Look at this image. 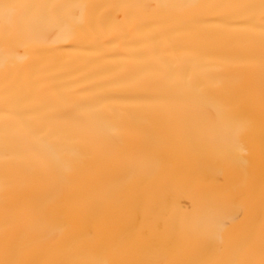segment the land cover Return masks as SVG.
I'll list each match as a JSON object with an SVG mask.
<instances>
[{
    "label": "bare ground",
    "instance_id": "obj_1",
    "mask_svg": "<svg viewBox=\"0 0 264 264\" xmlns=\"http://www.w3.org/2000/svg\"><path fill=\"white\" fill-rule=\"evenodd\" d=\"M3 4L0 264L264 259L262 0Z\"/></svg>",
    "mask_w": 264,
    "mask_h": 264
},
{
    "label": "snow or ice",
    "instance_id": "obj_2",
    "mask_svg": "<svg viewBox=\"0 0 264 264\" xmlns=\"http://www.w3.org/2000/svg\"><path fill=\"white\" fill-rule=\"evenodd\" d=\"M262 5H264V0H262ZM213 5H199V4H190V5H171V7H190V8H207V7H212ZM51 7H55L54 5H19V4H3L0 5V8L5 9L6 11L9 9H35V8H39V9H48ZM5 264H20L19 261H6ZM64 264H70V262H64ZM234 264H255V262L253 261H237L234 262ZM259 264H264V259H262Z\"/></svg>",
    "mask_w": 264,
    "mask_h": 264
}]
</instances>
